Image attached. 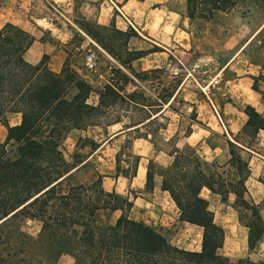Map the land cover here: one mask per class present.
Returning a JSON list of instances; mask_svg holds the SVG:
<instances>
[{
    "label": "rangeland",
    "instance_id": "374dc122",
    "mask_svg": "<svg viewBox=\"0 0 264 264\" xmlns=\"http://www.w3.org/2000/svg\"><path fill=\"white\" fill-rule=\"evenodd\" d=\"M102 2L0 0V29L11 21L35 36L36 41L27 53V59L32 62L43 55H47L46 61L52 67L59 61L61 65L70 62L93 86L91 104L99 103V92L107 84L116 85L123 96L110 108L115 120H120L118 123L102 119L85 129H73L64 138L63 151L69 161L73 162L74 153L83 154L82 158L87 159L85 165L71 174L70 183H89L101 175L107 190H115L134 201L128 216L154 227L177 247L201 250L202 228L181 219L169 193L161 190L160 177L155 176L154 188H148L149 160L168 165L173 161L170 153L174 148L183 149L191 144L206 160L220 165L227 163L228 134L222 123V127L218 125V120L221 121L218 111L227 127L231 124L229 112L235 113L236 119L242 122L245 116L242 110L257 96L252 89V77L257 78V86L264 87L261 82L264 80V12L255 6H239L228 12H217L211 20L191 21L186 16V0H131L123 10L143 35L116 15L108 32L98 31L123 60H130L133 56L130 51L143 55L134 67L135 76L80 31L77 22L87 20L97 24L95 15L102 11ZM111 6L116 8L113 3ZM90 51L97 55L94 71H88L84 64ZM229 102L238 105L240 112L233 108L230 111L231 105L224 109ZM19 120V115L12 116V123ZM209 122L216 130L213 133L204 128ZM190 131L194 132L187 139ZM235 139L264 155L263 132L257 135L254 128L245 125ZM253 154L256 158L252 163L254 173L248 182L250 197L264 219V162L261 161L264 158ZM137 156L141 157L140 161ZM202 195L209 200L215 221L226 232L220 252L233 260L264 261V236L256 248H249V229L240 222L233 206L235 196L223 201L207 189ZM120 214L121 211L105 210L100 213V220L114 224ZM23 228L36 235L41 225L28 220ZM58 264H74V259L63 255Z\"/></svg>",
    "mask_w": 264,
    "mask_h": 264
},
{
    "label": "trees",
    "instance_id": "16d2710c",
    "mask_svg": "<svg viewBox=\"0 0 264 264\" xmlns=\"http://www.w3.org/2000/svg\"><path fill=\"white\" fill-rule=\"evenodd\" d=\"M239 6L264 12V0H186V16L191 21L211 20L217 12ZM77 24L135 75L132 64L143 56L139 51H130V60H123L98 31L108 32V26L87 20ZM35 41L31 32L15 23L0 29V122L8 129L0 141V264H58L63 255L73 257L74 264H264L250 258L233 260L220 252L226 232L202 195L204 189L223 201L234 195L239 220L249 229V248H256L264 236V219L247 185L250 152L232 140L225 165L206 160L191 145L174 148L168 165L149 160L148 188H154L159 176L161 190L169 193L181 219L202 228L201 250L177 247L154 227L128 216L134 201L107 190L101 175L89 183L71 184V174L87 159L74 153L69 161L64 138L71 130L102 119L118 123L110 108L123 96L116 85L107 84L99 92V103L91 104L93 86L70 62L55 71L47 55L38 63L27 59ZM117 71L122 73L121 68ZM253 79V89H258L257 78ZM244 111L247 126L264 129V117L254 107L247 105ZM11 114L20 116L18 124H9ZM105 210L121 211L114 224L100 220ZM28 220L40 223L36 235L23 228Z\"/></svg>",
    "mask_w": 264,
    "mask_h": 264
},
{
    "label": "crops",
    "instance_id": "0c3cea01",
    "mask_svg": "<svg viewBox=\"0 0 264 264\" xmlns=\"http://www.w3.org/2000/svg\"><path fill=\"white\" fill-rule=\"evenodd\" d=\"M130 1L131 0H103V2H102V11L99 13V14H97V15H95V18H96V20H97V22L99 23V24H101V25H105V26H109L111 23H112V19H113V17L116 15L118 18H121V20L123 21V22H125L128 26H129V24L128 23H131L134 27H135V25L132 23V21L127 17V15H126V13L124 12V10L123 9H125L128 5H129V3H130ZM112 3L114 4V6H116V8H114L113 6H111L112 5ZM117 3H120V5H118ZM107 6H111L112 8H108ZM105 10H106V12H105ZM125 18H127L128 20H129V22H127L126 20H125ZM11 22V21H10ZM7 23V22H6ZM5 23V24H6ZM12 23H14V22H12ZM4 24V25H5ZM16 24V23H15ZM3 25V26H4ZM2 26V27H3ZM21 27V26H20ZM75 27L76 28H79L77 25H75ZM136 29H137V32L139 33V34H141V35H143L142 34V32L137 28V27H135ZM81 31V33H82V31L83 30H80ZM83 34V33H82ZM84 35V34H83ZM86 36V35H85ZM86 37H88V36H86ZM89 38V37H88ZM251 39V38H250ZM249 39V40H250ZM249 40H248V42H249ZM247 42V43H248ZM92 44H94V45H96V46H98L99 48H101L99 45H97L96 43H94V42H91ZM247 43H245L244 44V46L247 44ZM88 44H90V42H88ZM158 45H160V46H162L160 43H157ZM34 45V44H33ZM33 45H32V47H33ZM31 47V48H32ZM157 47H159V46H157ZM30 48V49H31ZM29 49V50H30ZM243 49V48H242ZM29 52V51H28ZM155 53H158V52H154V54ZM161 53H164V52H161ZM151 54H153V53H151ZM44 56V55H43ZM110 56V55H109ZM110 58L111 59H113V57H111L110 56ZM42 58H40L37 62H33V63H38L40 60H41ZM114 60V59H113ZM139 60H141V58L140 59H137V60H135L134 62H133V68L134 67H137L138 65H139V63H138V61ZM30 61V60H29ZM32 62V61H31ZM64 63L65 62H63V64L61 65V63H60V61L59 62H57L53 67H52V64H50L51 65V68L53 69V70H55V71H60L61 69H62V67H63V65H64ZM224 68L225 67H223L222 68V70H224ZM253 77H255V76H253ZM253 77H252V79H253ZM246 78V77H245ZM241 79V78H240ZM244 79V78H243ZM254 80V79H253ZM261 82H263V84H264V80H261ZM257 83H258V81H257ZM207 88V87H206ZM252 89H253V86H252ZM253 91L255 92V95H257V96H253V101L252 102H248L246 105H245V107L247 106V105H251L252 107H254L261 115H262V113L264 112V87H259L258 86V89H253ZM208 105H209V107L211 108V110L214 112V110H213V108H212V106L208 103ZM229 105H231V109H230V111H232V108L233 109H236L238 112H240V110H239V108H238V105H235L233 102H229L225 107H224V109H228V107H229ZM258 105H261L263 108H262V110L259 108V106ZM215 107V106H214ZM245 107H244V109H245ZM244 109L242 110V112H243V114L245 115V116H247L246 115V113H245V111H244ZM217 110V109H216ZM230 114H229V118H230V121H231V124H229V126L227 127V125H226V123L224 122V120H223V117H222V115L219 113V111H218V115H219V119L221 120V121H219L218 120V125H224L225 127H226V130H227V134H228V136H226L228 139L226 140V142H227V144L229 145V140H232L234 143H237V144H239V145H241L242 147H244L247 151H249L250 152V156H251V159H250V165H251V176L249 177V179H248V181H247V185H248V182L250 181V179L252 178V174L254 173V170H253V167H252V163L254 162V158H256V156L253 154V153H255V154H257L258 156H260V157H263L264 158V155L263 154H261V153H259V152H257V151H255L254 149H253V147L252 146H245L243 143H241L240 141H238L237 139H235L236 138V136H237V134H239V132L243 129V127L246 125V123H247V120H248V118H244L245 116H243V121L242 122H239V120H237L236 119V117H235V113L234 114H232L231 112H229ZM240 114V113H239ZM14 115H18V114H11V115H9L8 116V121H9V124L10 125H16V124H18L19 122H20V120L19 121H17V122H15V123H12V121H11V119H12V116H14ZM214 115H215V117L218 119V117H217V114L214 112ZM263 117H264V115H262ZM222 123V124H221ZM199 124V123H198ZM209 126L208 127H204L205 128V130H207V132H209V133H213L214 131H216L215 130V128L213 127V126H210L211 125V123L209 122V124H208ZM222 127V126H221ZM193 132L194 131H190V133H189V135H187V139H189L191 136H192V134H193ZM261 132H263L264 133V129H260L259 131H257V135H259ZM7 134H8V129H7V127L5 126V125H3L1 122H0V141H4L5 139H6V137H7ZM189 144V143H188ZM189 145H191V144H189ZM257 159H260L261 160V158H257ZM262 161V163L264 162V160H261ZM248 189H249V192H250V187H249V185H248Z\"/></svg>",
    "mask_w": 264,
    "mask_h": 264
},
{
    "label": "built area",
    "instance_id": "2783aa9c",
    "mask_svg": "<svg viewBox=\"0 0 264 264\" xmlns=\"http://www.w3.org/2000/svg\"><path fill=\"white\" fill-rule=\"evenodd\" d=\"M96 61H97L96 52L94 51L88 52L85 58V63H84L88 71H94L96 67ZM175 73L177 74L178 71H175Z\"/></svg>",
    "mask_w": 264,
    "mask_h": 264
},
{
    "label": "bare ground",
    "instance_id": "6f19581e",
    "mask_svg": "<svg viewBox=\"0 0 264 264\" xmlns=\"http://www.w3.org/2000/svg\"><path fill=\"white\" fill-rule=\"evenodd\" d=\"M82 33L84 34V35H86V36H88L84 31H82ZM89 37V36H88ZM89 39L92 41V42H94V43H96L94 40H92L90 37H89ZM252 40V39H251ZM97 45H98V43H96ZM102 49V48H101ZM103 50V49H102Z\"/></svg>",
    "mask_w": 264,
    "mask_h": 264
}]
</instances>
